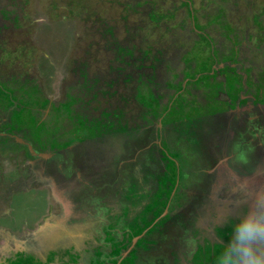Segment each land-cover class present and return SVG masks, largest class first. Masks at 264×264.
<instances>
[{
	"label": "rangeland",
	"instance_id": "rangeland-1",
	"mask_svg": "<svg viewBox=\"0 0 264 264\" xmlns=\"http://www.w3.org/2000/svg\"><path fill=\"white\" fill-rule=\"evenodd\" d=\"M245 183L264 0H0V264H215Z\"/></svg>",
	"mask_w": 264,
	"mask_h": 264
},
{
	"label": "clouds",
	"instance_id": "clouds-1",
	"mask_svg": "<svg viewBox=\"0 0 264 264\" xmlns=\"http://www.w3.org/2000/svg\"><path fill=\"white\" fill-rule=\"evenodd\" d=\"M237 202L241 207L236 213L231 238L220 241L221 250L215 264H264V184L255 191L242 184ZM198 245L197 236L185 233L184 246L189 255Z\"/></svg>",
	"mask_w": 264,
	"mask_h": 264
},
{
	"label": "flooded vegetation",
	"instance_id": "flooded-vegetation-1",
	"mask_svg": "<svg viewBox=\"0 0 264 264\" xmlns=\"http://www.w3.org/2000/svg\"><path fill=\"white\" fill-rule=\"evenodd\" d=\"M5 106V105H4ZM46 151H51V150H49V149H46ZM39 154V153H38ZM52 154V152H47L46 154H45V157H42V158H49V157H52V156H50ZM55 156H62V155H57L56 154V152H55V154H54ZM39 156L41 157V155L39 154ZM63 157V156H62ZM63 167V166H62ZM66 167H67V165H66ZM62 169V168H61ZM14 186H17V184L16 185H14Z\"/></svg>",
	"mask_w": 264,
	"mask_h": 264
},
{
	"label": "bare ground",
	"instance_id": "bare-ground-1",
	"mask_svg": "<svg viewBox=\"0 0 264 264\" xmlns=\"http://www.w3.org/2000/svg\"><path fill=\"white\" fill-rule=\"evenodd\" d=\"M214 28V27H213ZM221 53V52H220Z\"/></svg>",
	"mask_w": 264,
	"mask_h": 264
}]
</instances>
